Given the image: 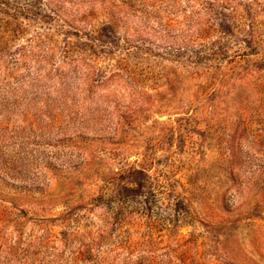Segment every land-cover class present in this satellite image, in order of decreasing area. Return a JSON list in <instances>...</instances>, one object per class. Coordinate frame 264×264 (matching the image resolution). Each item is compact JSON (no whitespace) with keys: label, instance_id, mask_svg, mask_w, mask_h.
Masks as SVG:
<instances>
[{"label":"rangeland","instance_id":"374dc122","mask_svg":"<svg viewBox=\"0 0 264 264\" xmlns=\"http://www.w3.org/2000/svg\"><path fill=\"white\" fill-rule=\"evenodd\" d=\"M0 264H264V0H0Z\"/></svg>","mask_w":264,"mask_h":264}]
</instances>
